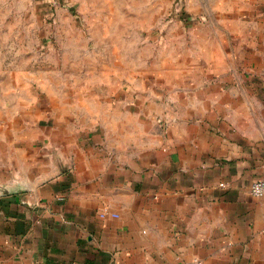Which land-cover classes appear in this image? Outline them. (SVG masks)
Wrapping results in <instances>:
<instances>
[{"label":"crops","instance_id":"obj_1","mask_svg":"<svg viewBox=\"0 0 264 264\" xmlns=\"http://www.w3.org/2000/svg\"><path fill=\"white\" fill-rule=\"evenodd\" d=\"M235 14L218 61L124 118L4 144L0 264H264V0Z\"/></svg>","mask_w":264,"mask_h":264},{"label":"rangeland","instance_id":"obj_2","mask_svg":"<svg viewBox=\"0 0 264 264\" xmlns=\"http://www.w3.org/2000/svg\"><path fill=\"white\" fill-rule=\"evenodd\" d=\"M244 1L0 0V155L35 127L109 125L144 84L201 73Z\"/></svg>","mask_w":264,"mask_h":264},{"label":"built area","instance_id":"obj_3","mask_svg":"<svg viewBox=\"0 0 264 264\" xmlns=\"http://www.w3.org/2000/svg\"><path fill=\"white\" fill-rule=\"evenodd\" d=\"M249 191L254 196L264 195V176L252 180L249 185Z\"/></svg>","mask_w":264,"mask_h":264}]
</instances>
